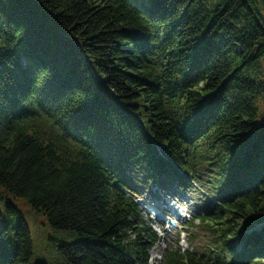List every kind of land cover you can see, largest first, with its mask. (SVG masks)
I'll list each match as a JSON object with an SVG mask.
<instances>
[{
    "label": "trees",
    "instance_id": "16d2710c",
    "mask_svg": "<svg viewBox=\"0 0 264 264\" xmlns=\"http://www.w3.org/2000/svg\"><path fill=\"white\" fill-rule=\"evenodd\" d=\"M137 172L216 197L161 264H264V0H0V264L20 199L75 236L52 264H148Z\"/></svg>",
    "mask_w": 264,
    "mask_h": 264
},
{
    "label": "rangeland",
    "instance_id": "374dc122",
    "mask_svg": "<svg viewBox=\"0 0 264 264\" xmlns=\"http://www.w3.org/2000/svg\"><path fill=\"white\" fill-rule=\"evenodd\" d=\"M139 173L131 174L129 177L138 193L134 195V198L136 197V201L141 208L143 221L145 224L151 225L159 236L158 243L149 252L150 260L148 263L161 264L164 254L170 248L178 247L182 252L188 249L196 250L199 246L207 247L209 240L204 234V230L187 226L184 222L187 219H193L197 213L201 212L204 204H215L216 197L214 193L205 185L192 181L191 178H188V183L182 189L172 180L160 185L154 179V181H149L147 174ZM167 193H173L174 204L177 200L182 204L181 207L184 210V213L181 211L182 209L178 211V214L182 215V219L176 220L177 227H168L170 225L165 221L163 224H159L156 215H154V212L157 211V215L168 218L169 215L163 207L166 208V205L174 206V204L168 202L169 199H172V196ZM15 203L22 211L32 236L33 256L29 264H52L55 259L53 246L59 242L69 243L75 239V236L67 231L51 229L43 216L33 214V211L28 210L26 201L20 199L16 200ZM146 210H151V213ZM197 224L198 221H195L193 225L197 226ZM162 226H165V231L161 230ZM183 235H185V238H183ZM182 240H185V244L181 246Z\"/></svg>",
    "mask_w": 264,
    "mask_h": 264
},
{
    "label": "bare ground",
    "instance_id": "6f19581e",
    "mask_svg": "<svg viewBox=\"0 0 264 264\" xmlns=\"http://www.w3.org/2000/svg\"><path fill=\"white\" fill-rule=\"evenodd\" d=\"M169 196H172L171 198L173 199L174 197V194L173 193H167ZM176 205H178V207L176 208V210H174V208H170V209H165V211H167V212H169V213H173L174 215L175 214H177L176 212L178 211V210H180L181 208V205H179L178 203L176 204ZM155 211V210H154ZM183 211V210H182ZM149 212H151V210H149ZM156 213V211L154 212V214ZM155 215H157V213L155 214Z\"/></svg>",
    "mask_w": 264,
    "mask_h": 264
}]
</instances>
